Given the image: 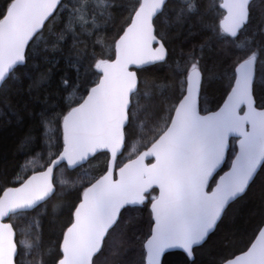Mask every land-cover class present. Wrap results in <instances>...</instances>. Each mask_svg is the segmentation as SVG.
Instances as JSON below:
<instances>
[{
  "label": "snow or ice",
  "instance_id": "snow-or-ice-1",
  "mask_svg": "<svg viewBox=\"0 0 264 264\" xmlns=\"http://www.w3.org/2000/svg\"><path fill=\"white\" fill-rule=\"evenodd\" d=\"M0 127V264H264V0H0Z\"/></svg>",
  "mask_w": 264,
  "mask_h": 264
},
{
  "label": "trees",
  "instance_id": "trees-1",
  "mask_svg": "<svg viewBox=\"0 0 264 264\" xmlns=\"http://www.w3.org/2000/svg\"><path fill=\"white\" fill-rule=\"evenodd\" d=\"M18 135L19 130L15 127H0V152L7 151L9 154H11ZM214 251L215 249L213 245L210 244L201 253V259L206 261Z\"/></svg>",
  "mask_w": 264,
  "mask_h": 264
}]
</instances>
